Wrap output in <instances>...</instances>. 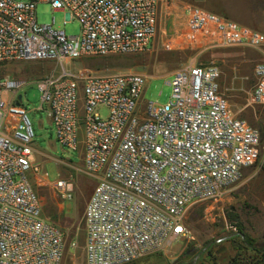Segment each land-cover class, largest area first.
Listing matches in <instances>:
<instances>
[{
	"label": "built area",
	"instance_id": "1",
	"mask_svg": "<svg viewBox=\"0 0 264 264\" xmlns=\"http://www.w3.org/2000/svg\"><path fill=\"white\" fill-rule=\"evenodd\" d=\"M198 1L184 2L185 27L162 42L166 49L264 46V32ZM41 2L78 19L79 34L55 28V18L40 23ZM160 16L161 0H0V63L62 65L38 80L39 109L46 106L63 148L83 145L86 168L97 179L84 213L86 264L134 262L191 237L189 207L221 198L260 158V130L232 111L216 64L190 59L171 74L169 101L145 105L143 73L92 75L65 66L67 59L148 51ZM255 75L250 103L264 106V61ZM13 86L0 81V264H62L65 234L44 217L30 178L42 174L37 179L44 183L49 175L29 150L35 131ZM54 187L62 200L74 198L72 180L59 177Z\"/></svg>",
	"mask_w": 264,
	"mask_h": 264
},
{
	"label": "rangeland",
	"instance_id": "2",
	"mask_svg": "<svg viewBox=\"0 0 264 264\" xmlns=\"http://www.w3.org/2000/svg\"><path fill=\"white\" fill-rule=\"evenodd\" d=\"M186 1L161 0L159 33L148 51L67 59L65 66L92 75L143 73L148 76L141 102L145 105L147 101L161 104L169 101L171 74L190 59L195 58L202 64H216L222 70L221 90L232 111L260 130V158L255 165L243 170L240 179L229 185L221 198L201 201L189 207L185 223L192 232L191 237L126 264H193L196 259L198 264H228L237 251L235 245L241 241L237 236L238 226L228 218L231 211L240 215L244 231L255 239V246H264V106L250 103V95L257 82L255 66L264 61V46L235 45L202 53L192 49H166L162 42L177 36L185 27L183 5ZM231 1L235 14L250 18L248 11H242L245 7L236 5L238 0ZM36 13L40 23L51 24L55 18V28L64 29L68 35L80 32V21L72 18L68 11L53 10L49 3L41 2ZM237 22L253 28L257 25ZM61 68V63L53 59L1 62L0 81L14 83L10 90L18 89L22 94L23 104L33 124L35 137L29 150L34 161L48 172L49 177L44 183L37 179L42 174L31 175L30 178L40 197L44 217L58 225L65 234L66 249L62 264H86L84 213L97 179L86 168L83 145L78 150L63 148L56 140L46 106L39 109L42 93L38 80ZM5 93L11 95V92ZM100 109L104 115L107 114L106 108ZM80 137L83 138V129L80 130ZM59 177L74 183L72 200L64 201L57 193L54 181ZM223 237L225 239L219 242Z\"/></svg>",
	"mask_w": 264,
	"mask_h": 264
},
{
	"label": "crops",
	"instance_id": "3",
	"mask_svg": "<svg viewBox=\"0 0 264 264\" xmlns=\"http://www.w3.org/2000/svg\"><path fill=\"white\" fill-rule=\"evenodd\" d=\"M231 0H199L198 4L206 10L218 13L227 18L235 21H243L249 23H256L255 26L258 30L264 32V0H238L236 5L245 7L248 11L250 18L246 19L235 14L234 9L231 7ZM199 261H194L193 264H198Z\"/></svg>",
	"mask_w": 264,
	"mask_h": 264
},
{
	"label": "trees",
	"instance_id": "4",
	"mask_svg": "<svg viewBox=\"0 0 264 264\" xmlns=\"http://www.w3.org/2000/svg\"><path fill=\"white\" fill-rule=\"evenodd\" d=\"M228 218L238 226L239 235L237 236L241 238L240 243L235 245L237 251L230 258L228 264H264V246L262 248L255 246V239L244 231L240 215L231 211L228 213ZM250 252H254V254H250Z\"/></svg>",
	"mask_w": 264,
	"mask_h": 264
},
{
	"label": "water",
	"instance_id": "5",
	"mask_svg": "<svg viewBox=\"0 0 264 264\" xmlns=\"http://www.w3.org/2000/svg\"><path fill=\"white\" fill-rule=\"evenodd\" d=\"M22 102H23V96H22V94H19L18 95V100H17V105H21Z\"/></svg>",
	"mask_w": 264,
	"mask_h": 264
}]
</instances>
